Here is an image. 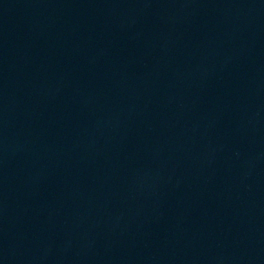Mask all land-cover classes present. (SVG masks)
<instances>
[{
    "label": "water",
    "instance_id": "95a60500",
    "mask_svg": "<svg viewBox=\"0 0 264 264\" xmlns=\"http://www.w3.org/2000/svg\"><path fill=\"white\" fill-rule=\"evenodd\" d=\"M0 264H264V0H0Z\"/></svg>",
    "mask_w": 264,
    "mask_h": 264
}]
</instances>
